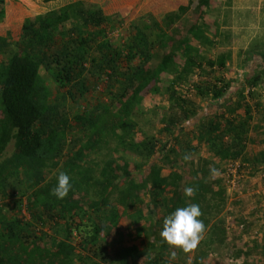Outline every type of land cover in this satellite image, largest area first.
Instances as JSON below:
<instances>
[{
    "label": "trees",
    "instance_id": "1",
    "mask_svg": "<svg viewBox=\"0 0 264 264\" xmlns=\"http://www.w3.org/2000/svg\"><path fill=\"white\" fill-rule=\"evenodd\" d=\"M63 1L35 8L0 0V264H169L173 247L160 232L168 215L189 204L203 213L194 264H205L230 237L222 213L233 175L225 164L240 161V181L264 164V151L243 158L253 118L245 88L236 94L240 119L226 117L240 114L230 105L187 125L199 99L219 100L233 84L199 74L205 64L225 67L228 56L205 62L190 37L173 36L193 0ZM209 1H199L189 33L213 46L198 24ZM246 80L259 87L255 77ZM256 106L264 113L262 100ZM154 117L152 134L145 128ZM61 172L72 178L64 199L51 195ZM190 186L196 192L187 197ZM228 214L234 228L255 224ZM117 233L133 244L110 245ZM254 247L231 243L220 264L250 258Z\"/></svg>",
    "mask_w": 264,
    "mask_h": 264
},
{
    "label": "crops",
    "instance_id": "2",
    "mask_svg": "<svg viewBox=\"0 0 264 264\" xmlns=\"http://www.w3.org/2000/svg\"><path fill=\"white\" fill-rule=\"evenodd\" d=\"M199 1L193 0L190 16L186 15L174 25L173 36L175 39L190 37V43L197 49L199 48V52L204 57L205 62L208 58L214 59L222 53L226 54L228 57L225 67L220 69L209 68L205 64V72L199 71V74L200 76L221 77L223 81L231 82L234 85L232 84L224 97L219 100L199 99L197 101L200 104L198 115L195 119H190L187 125L194 127L199 121L203 122L209 112L226 110L230 105H232V108L237 107V101L241 100V96L236 97L237 91L245 88L243 90L244 96L253 109V118L246 138L248 146L243 157L248 159V156L252 157L264 151V113L256 106L257 100L260 99L264 102V0H210V6L204 8V18L199 19L198 24L206 30L207 37L213 40V46L209 42L206 44L200 42L193 37V34L189 33L193 27L192 23H196V17H199L196 12ZM25 2L35 8H45L48 5L49 8H53L64 4L63 0H50L47 3H43L46 5L33 3L32 0H25ZM166 48L169 49L170 44ZM248 77H255L260 81L259 87H254L252 93L248 92L250 88L246 82ZM236 78H238L237 84L234 83ZM153 106H155L153 101L148 98L146 108L152 109ZM237 111L240 114L229 112L226 117L231 120L240 119L241 114H244L245 110L239 104ZM142 126L145 127V124ZM148 126L149 130L145 128L147 132L152 134L153 132L154 134L158 132V128L155 129L151 125ZM256 127L257 131L254 130ZM262 175H264V164L259 165V172L249 178L253 180ZM255 183L251 187L253 190L255 189ZM173 193V188L168 187L166 189V195L169 194L171 197ZM121 235L117 233V240H112L113 242L110 239V245L125 247L133 244L132 240L121 238ZM173 250L177 252L178 248H172Z\"/></svg>",
    "mask_w": 264,
    "mask_h": 264
},
{
    "label": "rangeland",
    "instance_id": "3",
    "mask_svg": "<svg viewBox=\"0 0 264 264\" xmlns=\"http://www.w3.org/2000/svg\"><path fill=\"white\" fill-rule=\"evenodd\" d=\"M118 36V31L115 32V37ZM151 124L155 129L159 130L158 118L154 117L151 120ZM149 127V126H148ZM146 126V129H148ZM149 130V129H148ZM152 130V129H151ZM14 149L13 141L10 143L6 156H8ZM225 165H228L227 163ZM264 175L257 179L251 180L249 176H243L242 180L238 185H233L231 181H227L228 188V205L224 209L222 215L226 217V226L228 227L229 238L226 240L225 245H214L212 250L209 251L208 257L206 258L205 264H220L226 263L228 261V249L231 243H235L238 240L243 239V241H252L254 244V250L252 256L247 258L245 256L238 255L240 258L237 259L236 264H264V209H260L262 204V197L264 196ZM233 185H231L230 183ZM256 182V183H255ZM253 183H255V189H251ZM229 208L231 210H229ZM228 211H233V215L245 217L248 223L251 224L250 229L246 231L244 224L239 223L238 228L231 226L232 215L228 214ZM25 213H27L25 211ZM179 249V248H178ZM213 253V254H210ZM196 252L192 251L190 253H184L177 251V258L171 261L172 264H194ZM215 254V255H214ZM212 255V256H211ZM214 255V256H213ZM170 257V254H169ZM183 258L186 259L183 261ZM178 261V263H177ZM183 261V262H182Z\"/></svg>",
    "mask_w": 264,
    "mask_h": 264
},
{
    "label": "clouds",
    "instance_id": "4",
    "mask_svg": "<svg viewBox=\"0 0 264 264\" xmlns=\"http://www.w3.org/2000/svg\"><path fill=\"white\" fill-rule=\"evenodd\" d=\"M185 159H190L185 156ZM213 175L217 170H212ZM72 188V178L66 172H61L57 178V184L52 189L51 195L58 199H64L68 196ZM195 187H187L185 195L194 196ZM203 213L199 204H189L185 207H179L164 220L163 229L160 232L161 238L173 248H180L184 253H190L199 246L206 225L201 219ZM177 258V252L171 251L169 264Z\"/></svg>",
    "mask_w": 264,
    "mask_h": 264
},
{
    "label": "built area",
    "instance_id": "5",
    "mask_svg": "<svg viewBox=\"0 0 264 264\" xmlns=\"http://www.w3.org/2000/svg\"><path fill=\"white\" fill-rule=\"evenodd\" d=\"M250 91L252 92V91H254L253 90V88H249L248 89V92L250 93ZM240 165H241V163H240V161H236L234 164H228V173L229 174H232L233 176H232V178L229 176V180L228 181H231V183L235 186V185H238L239 183H240V180L238 179V178H236V173H237V171L239 170V168H240ZM230 183V182H229ZM230 183V184H231ZM231 184V185H232ZM232 185V186H233Z\"/></svg>",
    "mask_w": 264,
    "mask_h": 264
}]
</instances>
